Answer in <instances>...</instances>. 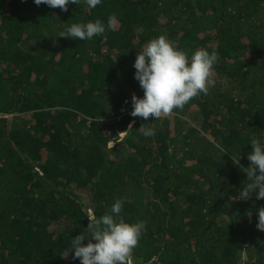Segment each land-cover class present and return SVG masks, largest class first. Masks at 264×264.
I'll return each instance as SVG.
<instances>
[{
  "label": "trees",
  "instance_id": "trees-1",
  "mask_svg": "<svg viewBox=\"0 0 264 264\" xmlns=\"http://www.w3.org/2000/svg\"><path fill=\"white\" fill-rule=\"evenodd\" d=\"M95 20L102 36H59ZM160 35L215 50L216 84L132 117L134 61ZM251 138L264 139V0H0V264H80L71 239L117 198L146 226L128 264H264V199H239Z\"/></svg>",
  "mask_w": 264,
  "mask_h": 264
},
{
  "label": "clouds",
  "instance_id": "clouds-1",
  "mask_svg": "<svg viewBox=\"0 0 264 264\" xmlns=\"http://www.w3.org/2000/svg\"><path fill=\"white\" fill-rule=\"evenodd\" d=\"M35 5H46L67 11L69 4H80V0H33ZM102 0H86L88 8H96ZM112 25L109 18L108 27ZM106 31L100 20L86 23H73L59 36L81 41L102 36ZM218 53L207 48H198L191 56L176 47L166 35H160L146 43L138 51L134 61V79L143 90V96L135 93L131 96L130 116L154 120L166 117L174 109H183L193 98L207 94L214 87V65L218 62ZM127 103V101H126ZM132 128V125H129ZM142 135L154 137V128L140 127ZM252 151L248 154L250 166L241 168L247 173L248 183L239 191V199L248 200L255 195L257 200L264 199V139L251 138ZM223 154L226 150L216 145ZM239 166V159L234 160ZM126 201L117 198L110 211L97 218L95 212L87 215V233L82 232L71 239L72 259L80 264H128L129 257L138 245L145 230L143 221L127 222L121 212ZM256 227L264 231V208L258 211ZM87 240V243L84 241ZM67 255V252H65Z\"/></svg>",
  "mask_w": 264,
  "mask_h": 264
},
{
  "label": "rangeland",
  "instance_id": "rangeland-1",
  "mask_svg": "<svg viewBox=\"0 0 264 264\" xmlns=\"http://www.w3.org/2000/svg\"><path fill=\"white\" fill-rule=\"evenodd\" d=\"M84 243H86V241Z\"/></svg>",
  "mask_w": 264,
  "mask_h": 264
}]
</instances>
